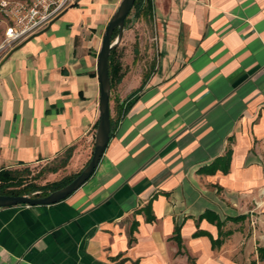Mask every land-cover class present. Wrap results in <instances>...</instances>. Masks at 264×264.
Returning <instances> with one entry per match:
<instances>
[{"label": "crops", "instance_id": "1", "mask_svg": "<svg viewBox=\"0 0 264 264\" xmlns=\"http://www.w3.org/2000/svg\"><path fill=\"white\" fill-rule=\"evenodd\" d=\"M120 1L78 0L4 53L0 170L87 163ZM134 17L156 25L152 66L120 69L110 138L79 187L0 208V264H264V0H152Z\"/></svg>", "mask_w": 264, "mask_h": 264}, {"label": "water", "instance_id": "2", "mask_svg": "<svg viewBox=\"0 0 264 264\" xmlns=\"http://www.w3.org/2000/svg\"><path fill=\"white\" fill-rule=\"evenodd\" d=\"M77 1V0H76ZM135 0H121L113 12L112 16L107 22L105 30L102 36L101 46L97 54V75L100 86L99 96V118L95 131L94 146L91 156L87 163L77 172V174L66 184L55 188L45 195H39V197H33L29 194H12V193H0V208L17 204L24 205H49L67 197L72 191L79 187L94 171L105 147L110 138L111 123H110V76H109V54L112 48H114L120 41L123 30L124 22L132 8ZM62 13V12H61ZM60 13V14H61ZM59 14V15H60ZM58 15V16H59ZM57 16V17H58ZM56 17V18H57ZM51 22L42 30L28 36L29 39L33 35L45 30ZM114 29H117V33L112 38ZM24 40L10 48L11 49L22 43ZM3 58H1L0 63Z\"/></svg>", "mask_w": 264, "mask_h": 264}, {"label": "rangeland", "instance_id": "3", "mask_svg": "<svg viewBox=\"0 0 264 264\" xmlns=\"http://www.w3.org/2000/svg\"><path fill=\"white\" fill-rule=\"evenodd\" d=\"M138 18L134 17L133 12L127 15L124 22V30L122 37L118 44L115 46L114 57L120 62L121 71L124 73L132 72L134 75L144 74L146 70L152 66L155 56L152 55V49L154 43L149 36H153L156 32V25L148 17L141 18L138 22ZM142 40L140 41V38ZM3 39V24L0 23V43ZM142 42V43H140ZM6 48H0V60L5 55ZM117 82L114 81V85ZM65 155V154H64ZM63 155V156H64ZM56 158L49 162H40L31 165H21L7 169L8 176L15 175L16 178L21 180L20 183H14L10 185L11 188L24 190L25 185L28 182L36 184H44L46 182H53L60 179L63 176L69 175L63 174L61 170L57 173L59 168L64 165V157ZM54 175H50L52 171H55ZM72 174V173H71ZM32 195V194H29Z\"/></svg>", "mask_w": 264, "mask_h": 264}, {"label": "built area", "instance_id": "4", "mask_svg": "<svg viewBox=\"0 0 264 264\" xmlns=\"http://www.w3.org/2000/svg\"><path fill=\"white\" fill-rule=\"evenodd\" d=\"M78 1V0H77ZM76 0H0L3 39L0 48H10L42 30Z\"/></svg>", "mask_w": 264, "mask_h": 264}, {"label": "trees", "instance_id": "5", "mask_svg": "<svg viewBox=\"0 0 264 264\" xmlns=\"http://www.w3.org/2000/svg\"><path fill=\"white\" fill-rule=\"evenodd\" d=\"M151 8H152V0H135L133 5H132L131 10L132 9L134 10V13H133L134 15H138L141 13L146 15L150 12ZM130 11H129V13H130ZM116 33H117V29H114L113 34H112V38H114ZM114 50H115V47L111 49L110 54H109V76H110L111 87L113 86L114 81H118L122 75V73L120 72V69H121L120 62L117 59H115L114 54H113ZM131 95L132 94H129L127 97H125L123 99V101L129 99L131 97ZM111 129H112V125H111ZM66 156H67V153H66ZM65 159L66 158H64V161H65ZM7 172H8L7 169L0 170V193L32 194L33 197H39V195L47 194L51 190L68 183L77 174V172H75V173L63 176L56 181L46 182V183L41 184V185L33 183V182H28L25 184L28 186H26V188L24 190H20V189L11 188L10 185H13V182L14 183H20L21 180L19 178H16L15 175H13V174L8 176L6 174ZM149 204H147L144 207V209H145L147 218L149 220H151L153 218V215L151 213L147 214V209H149V206H150ZM203 217H208L211 220H214V219L218 220V217L214 213H212L211 211H205L200 216V218H203ZM217 222L219 223V221H217ZM176 232H177V228H176ZM177 236H178V232L176 233L175 238L179 241V237H177ZM211 241H212V246L215 247V246L220 244L221 239H219V238L211 239ZM257 252H258L259 258L261 260H264V247H257Z\"/></svg>", "mask_w": 264, "mask_h": 264}]
</instances>
